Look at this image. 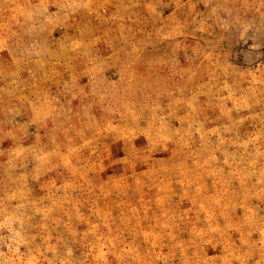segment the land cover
Segmentation results:
<instances>
[{
	"label": "rangeland",
	"instance_id": "rangeland-1",
	"mask_svg": "<svg viewBox=\"0 0 264 264\" xmlns=\"http://www.w3.org/2000/svg\"><path fill=\"white\" fill-rule=\"evenodd\" d=\"M0 264H264V0H0Z\"/></svg>",
	"mask_w": 264,
	"mask_h": 264
}]
</instances>
